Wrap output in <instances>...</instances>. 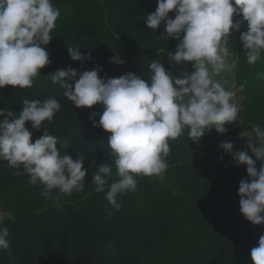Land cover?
<instances>
[{"label":"trees","instance_id":"1","mask_svg":"<svg viewBox=\"0 0 264 264\" xmlns=\"http://www.w3.org/2000/svg\"><path fill=\"white\" fill-rule=\"evenodd\" d=\"M52 4L60 16L44 46L51 63L41 69L31 88H0V109L13 111L14 120L24 99L55 97L61 109L52 123L45 121L42 127L56 136L62 155L74 159L84 155L88 171L82 191L53 200L41 195L43 185L28 183L30 177L22 168H9L0 160V214L5 215L0 226L8 227L11 245L0 251V264H254L251 250L258 246L264 224L254 225L241 213L238 189L248 177L247 166L238 165L220 147L249 125L264 127V79L256 75L264 72V54L256 64L247 63L240 43L247 21L230 35L228 45L237 57L233 90L241 100L239 119L229 126L228 137L207 132L199 141H190L185 131L170 140L163 178L137 177V191L120 194L122 207L117 210L92 183L101 163L112 165L109 184L118 179L108 149L111 133L93 125L99 115L91 117L93 112L102 113L103 106L74 107L49 74L71 66L78 73L99 69L102 78L134 72L146 80L154 59L172 70L168 54L179 40L163 37V24L156 32L148 28L146 17L158 0H52ZM236 19L242 20V15ZM69 46L92 58L73 60ZM117 55L123 64L111 62ZM26 127L33 133V143L44 134L31 122ZM246 149L247 144L239 143L233 150ZM260 163L257 160V169Z\"/></svg>","mask_w":264,"mask_h":264},{"label":"clouds","instance_id":"2","mask_svg":"<svg viewBox=\"0 0 264 264\" xmlns=\"http://www.w3.org/2000/svg\"><path fill=\"white\" fill-rule=\"evenodd\" d=\"M241 15L243 19L237 20ZM59 16L52 0H0V88L33 86L41 69L51 63L44 46L50 43ZM244 21L248 30L240 34V43L247 63L254 65L264 54V0H158L155 11L146 17L148 28L156 32L163 24V37L179 40L176 51L168 54L172 66L190 62L194 71L173 76L154 59L147 81L134 72L102 78L99 69L78 73L71 66L49 74L74 107L103 106L102 113L93 112L91 117L99 115L93 125L111 133L108 149L118 179L109 184L112 165L101 163L92 174V183L97 193H105L112 208L122 207L117 200L120 194L137 191V177L163 178L170 140L185 131L190 141H199L213 129L223 134L227 124L239 119L235 93L217 77L236 69L235 60L230 59L229 39ZM79 49L69 46L73 60L92 58ZM111 62L125 61L117 55ZM256 75L264 79V72ZM22 105L14 120L10 119L13 111L0 109L4 117L0 120V160L7 161L9 168H22L30 177L29 184L43 185L41 195L46 199L59 200L61 195L82 191L88 171L83 166L84 155L75 159L62 155L56 136L42 127L45 121L52 123L61 104L49 97L43 101L24 99ZM27 122L33 129H44L34 143ZM244 137L249 138L247 149L255 159L247 149L234 151L233 142L225 141L220 147L231 153L238 165L247 166L248 177L240 181L238 189L240 211L248 221L260 225L264 224V127L255 124L251 131L241 133V139ZM53 191L59 195L52 196ZM4 220L5 215L0 214V225ZM8 237V227L0 226V251L10 249ZM8 254L11 257V251ZM251 258L254 264H264V234L251 250Z\"/></svg>","mask_w":264,"mask_h":264},{"label":"rangeland","instance_id":"3","mask_svg":"<svg viewBox=\"0 0 264 264\" xmlns=\"http://www.w3.org/2000/svg\"><path fill=\"white\" fill-rule=\"evenodd\" d=\"M174 51H176V49L173 50L172 52H174ZM236 58H237V57H236L234 51L230 50V59L235 60V62H236ZM185 71L188 72V73H191L192 71H194V69L192 68V65H191L190 62L185 63V64H182V65L177 64V65H175V66H172L171 73H172L173 76H180V75H182V73L185 72ZM234 71H235V70H234ZM234 74H235V72H231V73H222L220 76L217 77V79L220 80L222 83H225L226 80H227V85H226V83H225V86H227V88H229L230 90H232V91L235 93V91L233 90V81H234V79H235V78L233 77ZM147 80H149V78H147L146 81H147ZM234 98H235V102H236L237 105L239 106L240 103H241L240 98L237 97L236 94H235V97H234ZM239 109H240V108H239ZM235 124H236V122L233 123V124H227V125H226L227 130H229V126H233V125H235ZM252 128H253V125H249L248 129L245 130V131H251ZM210 132H211L212 134H217V135H219V136H221V137H223V138L228 137L227 131H226L225 133L221 134V133H218L215 129H213V130L210 131ZM242 132H243V131H242ZM242 132H239V133H238V135L236 136V138L234 139V141H232L233 144H239V143H245V144H248V140H249L248 137H244L243 139H241V133H242ZM229 142H230V141H229ZM0 212H1V210H0Z\"/></svg>","mask_w":264,"mask_h":264}]
</instances>
